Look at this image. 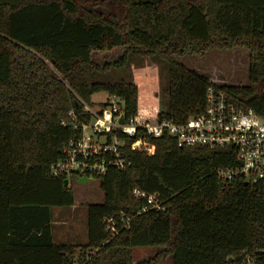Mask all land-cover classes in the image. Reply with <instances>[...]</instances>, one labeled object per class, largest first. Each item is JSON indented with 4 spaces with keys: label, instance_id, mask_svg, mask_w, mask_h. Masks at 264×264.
Here are the masks:
<instances>
[{
    "label": "trees",
    "instance_id": "obj_1",
    "mask_svg": "<svg viewBox=\"0 0 264 264\" xmlns=\"http://www.w3.org/2000/svg\"><path fill=\"white\" fill-rule=\"evenodd\" d=\"M237 47L249 54L244 85L216 86L174 59ZM114 48L163 65L158 119L199 114L210 86L264 117V0H0V264H148L133 262L142 247H163L153 260L173 264H264V183L218 177L233 148L178 146L170 135L147 138L148 155L121 134L126 165L94 176L103 201L87 206V241L54 243L52 208L74 205L68 178L50 172L77 133L63 124L68 112L88 121L98 92L120 97L126 116L139 109L135 83L97 76L108 66L92 53ZM120 213L131 219L113 234L105 219Z\"/></svg>",
    "mask_w": 264,
    "mask_h": 264
},
{
    "label": "built area",
    "instance_id": "obj_2",
    "mask_svg": "<svg viewBox=\"0 0 264 264\" xmlns=\"http://www.w3.org/2000/svg\"><path fill=\"white\" fill-rule=\"evenodd\" d=\"M97 107L84 105L89 120L78 121L73 111L68 112L69 124L77 133L62 149L61 157L50 167L55 176L72 175L101 177L109 168L124 169L122 146L124 135L136 137L130 143L134 151L151 155L155 145L147 138L170 135L178 146L202 145L209 148L231 147L235 163L218 169L217 175L224 181L244 178L247 183H264V117L251 108H242L230 102L224 93L210 86L205 96V107L199 114L177 122L173 119H158L138 109L126 116L124 101L116 94L106 95ZM135 196L147 198L150 207H160L155 195H147L134 189ZM130 217L120 213L118 218L105 219L106 229L113 234L128 227Z\"/></svg>",
    "mask_w": 264,
    "mask_h": 264
},
{
    "label": "rangeland",
    "instance_id": "obj_3",
    "mask_svg": "<svg viewBox=\"0 0 264 264\" xmlns=\"http://www.w3.org/2000/svg\"><path fill=\"white\" fill-rule=\"evenodd\" d=\"M126 55V64L119 65V59ZM248 50L243 47L232 49H212L201 55L186 54L174 56L183 65L209 77L216 86L244 85L248 81ZM93 61L108 67L98 73L100 80L116 81L119 78L135 83L140 91L138 108L156 116L164 101L167 78L163 65L142 52H127L114 48L108 52H93ZM105 92L92 96V102L104 100ZM92 107H97V104ZM68 186L74 193V205L53 207V231L55 243H85L87 239V206L103 201L99 180L93 176L72 175ZM163 247H142L133 250V262L148 264H173L171 255L153 258ZM147 264V263H146Z\"/></svg>",
    "mask_w": 264,
    "mask_h": 264
},
{
    "label": "crops",
    "instance_id": "obj_4",
    "mask_svg": "<svg viewBox=\"0 0 264 264\" xmlns=\"http://www.w3.org/2000/svg\"><path fill=\"white\" fill-rule=\"evenodd\" d=\"M52 214H53V208H52ZM53 219H52V235H53V241H54V238H55V234H54V231H53ZM87 241V239H86ZM85 241V242H86ZM55 243V242H54ZM56 244H72V245H77L78 243H56ZM80 244H84V243H80Z\"/></svg>",
    "mask_w": 264,
    "mask_h": 264
},
{
    "label": "water",
    "instance_id": "obj_5",
    "mask_svg": "<svg viewBox=\"0 0 264 264\" xmlns=\"http://www.w3.org/2000/svg\"><path fill=\"white\" fill-rule=\"evenodd\" d=\"M67 184V180H64V185H66ZM245 184H247V182H245Z\"/></svg>",
    "mask_w": 264,
    "mask_h": 264
}]
</instances>
